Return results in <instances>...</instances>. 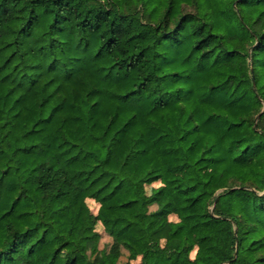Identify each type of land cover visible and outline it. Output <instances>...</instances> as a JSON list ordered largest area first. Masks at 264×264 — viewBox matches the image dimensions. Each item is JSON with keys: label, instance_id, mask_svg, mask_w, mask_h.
Here are the masks:
<instances>
[{"label": "trees", "instance_id": "obj_1", "mask_svg": "<svg viewBox=\"0 0 264 264\" xmlns=\"http://www.w3.org/2000/svg\"><path fill=\"white\" fill-rule=\"evenodd\" d=\"M0 264H264V0H0Z\"/></svg>", "mask_w": 264, "mask_h": 264}, {"label": "rangeland", "instance_id": "obj_2", "mask_svg": "<svg viewBox=\"0 0 264 264\" xmlns=\"http://www.w3.org/2000/svg\"><path fill=\"white\" fill-rule=\"evenodd\" d=\"M149 189V187H148ZM87 203L90 207V209L93 211V212H96L97 210V203H95L93 200L91 199H87ZM150 208H152V206H150ZM171 219H176V217L174 215H171L170 216ZM96 230L99 231L100 235H101V239H100V247H105L109 242H110V237L104 232L102 226L100 223H98L96 225ZM121 260L124 261L125 260V253L123 252V255L121 257Z\"/></svg>", "mask_w": 264, "mask_h": 264}]
</instances>
